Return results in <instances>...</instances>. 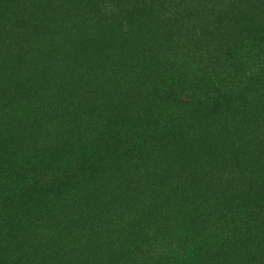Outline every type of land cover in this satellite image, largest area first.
<instances>
[{
	"label": "rangeland",
	"instance_id": "obj_1",
	"mask_svg": "<svg viewBox=\"0 0 264 264\" xmlns=\"http://www.w3.org/2000/svg\"><path fill=\"white\" fill-rule=\"evenodd\" d=\"M206 1L0 0V208L28 204L24 218L43 221L14 244L0 216V250H14L2 264L15 254L20 264H117L129 250L155 264H264V240L244 245L235 220L264 196V75L232 93L219 83L250 71L248 32L264 31V0H236L212 27ZM209 1L216 17L234 0ZM175 43L182 58L169 78L148 76L144 65L169 63ZM180 86L212 95L181 104ZM161 111L171 125L126 152L120 138ZM79 153L98 171L81 185L73 175L74 193L32 188L31 177H53Z\"/></svg>",
	"mask_w": 264,
	"mask_h": 264
},
{
	"label": "trees",
	"instance_id": "obj_2",
	"mask_svg": "<svg viewBox=\"0 0 264 264\" xmlns=\"http://www.w3.org/2000/svg\"><path fill=\"white\" fill-rule=\"evenodd\" d=\"M134 1V0H133ZM233 1V0H231ZM234 0L232 3L226 5L223 7L222 12L219 13V16L214 17L212 15V9L216 6L214 1H206L203 6V12L204 17L206 18V21L208 22L209 26H215L219 20H222L225 18L227 11L230 10V8H233L235 6ZM139 4V8L144 9V7H152L154 10H156L157 7L161 5V0H136ZM193 0H181L180 5L182 7L185 6H191V3ZM124 12L127 10L123 9ZM186 19V22L189 25V28L195 29L196 22L192 18H187V16L184 17ZM188 29V33H191L193 30ZM249 31V30H247ZM250 39H247L254 45V48L251 50V55L249 62L251 64V69L248 72V74L240 75L237 77L230 76L226 77L225 79H222L219 83L221 86L228 89L229 93L235 92L240 90L241 88L245 89V86L250 85L253 83L259 75H264V31L259 29L257 26L254 27L253 31L248 32ZM205 41H200V44L198 47H195L196 51H205L204 50ZM181 44L175 43L173 47V51L171 52V56H168L169 63L159 62V59H150L146 65H144V71L148 74V76L156 77L159 76V81L167 80L169 78L171 67L174 64L180 63V60L182 58L180 49ZM172 62V63H171ZM181 69V68H179ZM14 71L13 68L9 69ZM229 87V88H228ZM198 92V93H197ZM205 94V95H212L211 91L209 92V87H199L194 93H191L189 89L187 88H181L178 87L177 90L172 93L174 101H177L178 103H187L185 101L193 99L195 96H198L199 94ZM156 113V112H155ZM153 113H146V116L139 119L137 124L133 126L131 130L126 132V136L121 137V141L119 143H123L124 145H127L126 152H133L130 155H133L137 152H139L141 149L145 148L147 144L146 141H143L141 143V137L147 136L149 134V130L152 128L156 129H166L169 127L172 123V117L173 113H165L161 111L160 113H157L155 115H152ZM182 120L180 119L177 121V126L181 124ZM169 133V132H168ZM137 143V144H136ZM125 153V152H124ZM78 160L72 162V160H69L67 163H60V165L57 167L56 173L51 178H44L39 179L36 177H31L32 180V188L37 185H47V186H56L57 184H63L64 189L67 190V193H74L75 188L73 175H77L79 180H77L76 185L82 184V179L85 177V175H82L83 172L85 174L89 172H97L98 170L93 169L91 164V155L89 153H79ZM3 156L0 155V164H2ZM85 170V171H84ZM264 195V189L262 191ZM3 195H1L0 198H2ZM252 196V195H251ZM249 201H252L248 206H246V216L244 218L235 219L237 221L236 227L241 228L244 230L246 235H249V239L247 241H244V245L252 240L262 241L264 240V196L262 197H252L249 199ZM25 201H21L23 203ZM32 202V201H31ZM28 205V204H27ZM20 206L18 211H12L7 210L4 208H0V216H4L5 222L8 224V229L13 233V240L14 244H16L20 237L17 236V233H20V231L23 230H30L34 231L40 226H42L43 221H41L38 216L34 218H24V215L28 213V210L30 208H26V206ZM35 204H32V207H34ZM43 211L42 206L39 209ZM44 225L46 226V220H44ZM255 226V228H254ZM219 232V229H216L215 231L211 232L213 235L215 233ZM230 240V237L227 239L228 242ZM231 244V243H230ZM232 245V244H231ZM209 246V245H208ZM207 246V247H208ZM235 246V245H234ZM233 246V247H234ZM14 251L10 249V247L5 248L2 247L0 250V264H2V258L4 257V254ZM128 258L129 263L128 264H155L156 262H143L141 260L136 259L137 252L133 250L128 251ZM126 255V256H127ZM127 257L120 260L117 264H127ZM23 259L22 255H13L10 257H7V261L5 264H20L21 260ZM174 258L168 264H172L174 262Z\"/></svg>",
	"mask_w": 264,
	"mask_h": 264
}]
</instances>
